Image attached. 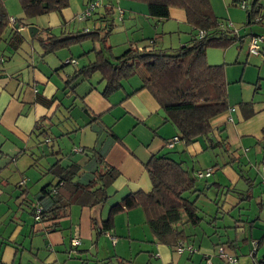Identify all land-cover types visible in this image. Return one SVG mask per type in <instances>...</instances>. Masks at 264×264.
<instances>
[{
  "label": "trees",
  "instance_id": "1",
  "mask_svg": "<svg viewBox=\"0 0 264 264\" xmlns=\"http://www.w3.org/2000/svg\"><path fill=\"white\" fill-rule=\"evenodd\" d=\"M94 1L90 0L87 6ZM132 1L145 2L148 5L147 15L149 19L155 22V25L164 24L171 20L172 8L183 10L185 23L189 26L190 40L178 49L172 50L173 52L169 51L170 49H156L151 45L142 48L130 46L124 54L115 57L112 54V47H108L106 43L108 36L115 27V13L121 15V11H124L119 7L120 0L99 1L100 5L89 19L93 20L94 17H97L96 21L99 20L104 25L95 26L86 31L69 32L63 30L67 22L62 15L63 11L70 7L69 0H19L24 14L22 17L11 13L6 2L0 0V79L7 76L3 66L5 61L12 59L23 49L25 44L26 36L23 31L27 25L24 23L23 17L29 18L57 13L62 17L60 30L54 31L53 28L48 27L39 30L33 38H30L39 41L42 59L49 54L57 53L63 47L82 44L88 39L101 44L100 48H94L81 56L91 52L95 55L94 60L90 61L89 64L73 72L66 82L67 87H70L80 78L90 81V78L98 73L100 74V84L105 83L102 93L108 96L122 89L124 82L136 77L140 80V86L134 89L129 96L140 90L150 92L159 105L165 122L173 125L176 130L177 135L167 140L166 145L169 149L174 148L178 143H183L185 146L201 143L203 151L220 149L224 154H228L230 156L228 165L239 164L235 155L236 151L229 148L228 138L223 135L225 130L215 129L212 125L213 118L223 115L227 111H233L234 107L231 108L229 104V84L226 78L225 65H210L207 61V50L209 48L225 49L235 43L241 46L247 37L252 40H263L261 42L264 43L263 2L261 0H228V6L238 7L247 13L248 22L243 27V30L246 31L244 36L235 30L229 19L217 15L213 0ZM124 18L121 15V20ZM105 51H110L111 55L108 52L105 54ZM24 59L27 60L28 58L25 57ZM67 64L73 63L70 61ZM58 100L57 96L52 97L50 103L46 102L42 96L36 98L37 102L43 103L50 109ZM76 108L90 116V123H79L71 115L62 116V111L55 113L48 121V129L55 128L60 133L53 136L47 132L48 130L44 126L38 124L37 129L41 131L38 134L39 144L49 142L51 144L49 147H52L53 144L59 143L58 140L62 136H71L83 127L91 126L93 122L99 121V118L95 117L85 105H78L73 102L67 106V111L70 112ZM45 120L42 119L43 122ZM262 133L264 136V128ZM110 137L117 139L113 134H110ZM170 145L174 146L170 147ZM81 151L86 154V160L83 162H81L82 159L80 160L75 156L74 152L70 151L63 154L62 149H60L59 153H56L61 156L48 167L46 172V174L53 176L55 182L45 185L40 190L37 194L39 205L31 208V214L37 223L48 224V232L60 231L61 221L69 215L73 205L94 208L104 206L111 198L109 191L119 178V171L105 161V154L100 152L97 146ZM172 153L171 150H168L165 153L154 154L150 158L145 169L151 180V189L149 191L131 192L125 195L119 203L111 206L107 218L102 223V231L114 230L117 215L141 207L157 243L176 252H178L179 247L186 248L180 254L198 252L196 247L191 244L194 243V239L191 238L192 235L187 232L186 228H197L205 221V218L200 215L201 209L198 207L197 201L201 195L206 194L214 169L202 170L194 166L190 169L186 166V159L181 157L176 160L171 156ZM182 153L185 154L186 151L183 150ZM234 157L236 159H231ZM208 171H210V176L199 177L200 174L205 175ZM240 172L239 175L250 187L241 195L252 193L255 188V180L253 181L248 174L244 176L243 173L246 171ZM203 182L204 184H201ZM216 185L218 184L213 183L212 187ZM261 185L264 187L263 184ZM217 188L222 190L224 187L221 188L218 185ZM229 193L231 191L223 192V195ZM216 206L219 210L220 204H216ZM38 209H40V215L37 220ZM213 220L217 221L218 216L215 215ZM213 220H208V224L214 222ZM238 228V226H233L224 230ZM215 234L220 239L224 236L220 231L215 232ZM250 239L245 237L242 245L248 244ZM254 241L258 243L257 249L254 250L252 240L250 251L247 253L250 261L247 260L246 264H264V254L260 256L258 251L260 245L263 244L264 236L260 241ZM214 247L213 260L209 253L203 254L207 264L208 260L215 264L214 259L225 264H239L237 252L240 251V246L236 239L228 238ZM70 249L68 251L70 259H79L82 262L87 259L86 257L85 259L72 257V254L77 253V250ZM220 249H223L227 254L228 250L234 252V255L230 253L228 255H231L235 261L230 262L226 258H221ZM81 255H83L82 252ZM112 258L115 259V262L112 261ZM100 262L102 264L108 262L110 264H132V261L119 257L98 260L94 264H100Z\"/></svg>",
  "mask_w": 264,
  "mask_h": 264
},
{
  "label": "crops",
  "instance_id": "2",
  "mask_svg": "<svg viewBox=\"0 0 264 264\" xmlns=\"http://www.w3.org/2000/svg\"><path fill=\"white\" fill-rule=\"evenodd\" d=\"M89 1L90 0H86L85 4L87 5ZM173 10L175 11H173L174 13L172 12L171 15H175H172V18L183 20V22H185V13L180 9ZM65 11L62 13L63 18L67 22L63 28L65 32L79 30L86 31L89 29L87 27H77L75 24V17L78 14ZM144 16L149 19L147 13H145ZM93 20L92 27L99 26L98 22H96L95 19ZM51 21V28H59L62 24V17L57 13H53L51 14ZM158 25L161 24H156L155 26ZM156 39L157 38H153V40L147 45L156 48L155 46L158 42ZM127 47L128 46L124 47L119 53H121V55L124 54L128 50L126 49ZM87 52L89 51H84L83 54ZM94 56L95 55L92 53L85 55L86 61H84L85 64L83 66L94 60ZM72 58L74 57H70L66 61ZM59 59H61V57H59ZM76 60L78 61L77 65H75L72 60H69L67 63L71 61L73 64L70 65H73V68L80 66L81 61L78 59ZM44 62L45 58L42 60V63ZM40 64L41 63H39V65ZM29 65L31 66L30 63L27 64L26 59L21 61L19 58V64L16 68H7L5 66L7 76L0 79V131L5 132V140L10 141L12 146L11 151L0 150V154L4 155V157H8L11 156L12 151L17 150V147H22L17 150L16 156L12 158V161H14L16 165V174L12 175L11 171L8 170H6V174H0V233L3 231L4 224L7 222L6 218H12L10 222L12 228L9 227L10 225H6L5 227L7 228L4 231L5 234L0 235V264H16L17 260H19L18 264H51L49 262L51 258L53 260L56 258L55 261H59L58 259L64 254L68 256V251L71 250L70 248L77 250V253L74 252V254H72V257L74 258L83 257L85 259V257H95L93 256V253L95 252L98 254V257H100V243L102 242V238L105 239V243L109 242V239L112 240V238H116L113 235L111 236L110 232L102 231V223L108 216V209H106L107 204L112 201L110 204L113 206V204L119 203L125 195L131 192L149 191L151 189V180L145 169L146 163L154 154H161L168 151L169 148L166 145L167 140L177 135L176 130L173 125L165 122L159 105L148 90H140L136 94L129 96L134 89H137L140 86V80L136 77L124 82L122 89L106 96L102 93L105 83H101L100 85H102V87L100 88V85L98 86L97 84H94L92 80L93 76L90 78V81H85L80 78L70 87H67L66 82L76 69L68 71L64 69L66 64L64 63L63 65H60L58 61L53 63L47 62V65L42 66L41 69L38 64L33 61V68L37 67L38 72L37 74H34L33 79L24 80L23 70L28 68ZM225 71L227 78V75H229V69L227 70L226 64ZM55 75L61 76V79L59 78V80L63 81L62 87L64 86V95L72 100L71 103L75 102L78 105L87 106L91 113L99 118V121L93 122L91 126L83 127L71 136H62L58 140L59 143L57 147H55L56 144L49 147L51 145L49 142H46V144H39L38 134H40L41 131L37 129V126L38 124L44 126V128L48 130L47 132H50L53 136L58 135L60 132L55 128L51 130L48 129V121H50L55 113H60L62 111V116L71 115L79 123L83 124L90 123L91 121L90 116L83 113L78 108L68 112V105H63L62 100L55 102L51 109L47 108L43 103L36 101L38 96H42L46 102L50 103L52 97L58 95L61 88L53 81ZM40 86H44V91L41 92L39 90ZM255 86L256 88L252 90L253 94L251 91L249 93L246 92L240 102L231 103L229 100L231 108L234 107L236 113L232 114V110L227 111V113L217 116L212 120V125L215 129L225 130L223 135L228 138L230 149L236 152L243 150L244 155H251L252 153L251 160L248 159L247 162H255L254 167L257 172L256 176L258 175V177L254 179L251 177L252 169L246 171L247 173L245 172V174H248L253 181L255 180V188L252 193L250 192V194L245 193L244 195H241V193L249 190V186L244 190L237 189V183L238 180L241 179V176L236 173L241 171L240 164L234 163V165H228L227 162L223 166V163L220 165L219 162L213 161L215 165L202 167L205 164L201 161L198 163V166L202 170L214 169L213 176L211 177L215 178L213 183H217L221 188L224 187L220 190V188H217L218 185H216L217 187H212V183V188H208L209 190L216 189L219 193L222 192V194L227 191H231V193L233 192V196L228 195L227 198L230 197L232 200L239 203L238 206H235L237 208L241 205L240 201L243 202L246 200L249 202V209H251V211L252 209L256 211V214L253 217L252 215H248L247 221H244V224L251 223L252 228L255 227L257 221L260 222L264 220V187L261 185L263 166L260 165L264 154V136L262 133L264 128V90L263 85L259 82ZM58 97L60 96H57V98ZM78 113L80 114L79 117H77ZM42 119H46L45 122H43ZM169 126H173L171 127L172 129H170ZM44 128L42 127L43 130ZM110 134L116 136L117 139H114V137L111 139ZM32 139L35 140L33 148L29 147L27 149L28 143ZM252 144L260 149L253 150L251 147L253 146ZM177 145H180L182 150L184 149L186 151L184 156H187V159L190 157H192V159H197L199 155H203L205 152L203 151V145L201 143H195L189 146H185L183 143H178ZM235 145H241L242 148L237 147L234 149L233 146ZM95 146L98 147L100 152L105 154V161L110 166L115 167L120 173L119 178L110 188L109 192L111 198L104 206L94 208L73 205L69 211V215L61 221L60 231L48 232V224L37 223L31 214V208L39 205L37 194L41 189L38 190L37 194H33V187L29 184L30 179L28 178L27 171L36 168V161L39 153L42 154V159H46L48 166L56 162V159L61 156L60 154H56L59 153L60 149H62L63 154L70 151L74 152L75 156L80 160L82 159L81 162H83L86 160V154H83L81 150L86 148L93 149ZM31 149H33V153L31 152ZM221 152L223 153L222 150ZM55 154L56 156H54ZM22 155L29 159V163H26L25 167L20 168L17 166V161ZM227 156L229 159L230 156L228 154ZM231 159H235V157ZM229 168H232V170ZM41 169L40 166L38 170ZM223 175L227 178L223 179ZM11 179H13L14 183L11 182ZM24 179L27 181L26 184H22L21 187H18L17 184H21ZM41 180L42 179L40 178L38 181L41 182ZM244 183H246L245 180ZM239 195L241 196L239 197ZM12 200H14V206L11 205ZM13 210L16 212L14 215ZM141 210V207H137L125 212V214H130V217H133L134 220L143 223V225L146 224L149 228L146 221V215L144 221ZM240 211L243 210L240 209ZM25 214L30 216L32 220L25 217ZM121 214L115 217L114 229H117V231L121 228L119 225ZM240 219L241 216H239V220ZM240 222L242 221L240 220ZM133 226L136 225L133 223L128 224V236L132 240L137 239L140 241L138 235L131 234ZM238 227V229H234L237 233L242 229L240 226ZM142 228L145 230V227ZM76 231L81 239V245L79 247H73L71 245L72 240L75 238ZM221 233L223 235L222 231ZM226 234L229 235L230 239H233L228 231ZM215 236L217 235L215 234ZM217 237L219 238V236ZM148 238H150V234L147 231L145 232L144 239ZM244 238L241 240H239L237 236L234 238L240 246L239 250H242V242ZM261 238L252 236L248 244H245L244 246L246 247L247 245H250L252 240L260 241ZM222 241L224 240L220 239L218 243H213V246L222 243ZM148 242L154 243L158 248V251L154 253V258L156 260L164 258L163 264L172 263L170 262L171 249L165 245L157 243L153 234L152 240H149ZM117 244L118 239L116 238L114 245ZM129 244L132 249L133 243L130 242ZM59 245H64V251L61 252V254L57 252L55 253L56 248ZM250 247L251 245L247 248L250 250ZM259 250L260 247L258 248V251ZM81 252L83 255H81ZM213 252L214 250L211 249L208 252H204L199 248L198 253L211 254ZM191 256L192 254H190V257ZM110 257L119 256L114 254L103 256L102 259H108ZM119 258L128 261V259L122 256ZM71 260L76 259L71 258ZM76 261L80 260L78 259ZM112 261L115 262V259L112 258Z\"/></svg>",
  "mask_w": 264,
  "mask_h": 264
},
{
  "label": "rangeland",
  "instance_id": "3",
  "mask_svg": "<svg viewBox=\"0 0 264 264\" xmlns=\"http://www.w3.org/2000/svg\"><path fill=\"white\" fill-rule=\"evenodd\" d=\"M4 1L6 2V6L11 13L17 14L18 16L21 17L24 16L19 0H4ZM69 1H70V7L68 9H65L66 10V11L64 10L65 12L82 14L85 8L87 7V5L85 4L86 0H69ZM261 2H263L264 4V0H261ZM213 5H214V10L219 17H224L229 19V21L232 22L235 30L239 31L241 35L245 36L246 31L243 30V27L248 22V18H247V13L244 10L238 7L228 6V0H213ZM119 7H121L120 9L125 11V12L121 11V13H124L123 16L125 17V20H121V15L115 13V21H114L115 27L113 28L112 33L108 36L106 43L108 47H112L111 50L113 56L121 55V53L119 52L122 51L123 48L126 46H128L126 49H129L130 46H134L137 48L145 47L147 44L151 42V40H153V38H157L156 40H158L155 46L156 49H170L169 51L171 52H173L172 50L178 49L180 46H182L184 43L190 40V34L188 33L189 26L185 22H183V20L172 18L171 20L165 22L164 24L155 26V22L152 19L149 20L144 16V14L147 13L148 11V5L145 2L143 3L132 0H120ZM173 9L175 8H172L171 10L172 12L175 11ZM51 14L40 15L29 18L23 17L24 23L27 25V27L23 31V34L26 36V41L25 44L23 45V49L19 53H17L12 59L9 60L7 59L3 64V66L4 67L6 66L7 68L10 67L16 68L19 64V58L21 59V61H23V59L27 57L28 58L27 64L30 63L31 66L29 65L28 68H25V70H23L24 80L33 79L34 74H37L38 72L37 67L33 68V61H35V63L38 64L40 69L42 66L47 65V62L53 63L55 61H58L60 65L61 64L63 65L64 63L66 64L64 69L68 71H73L74 69H79L83 67V65L85 64L84 63V61H86L85 56L81 57L82 56L81 54H83L84 51H91L94 48H100L101 44L99 42L93 41L92 39H88L87 41H84L82 44H75L71 47H63V49L57 51V53L47 55L45 57V62L42 63L43 59L40 56L41 53L40 43L37 40L30 39L27 28L29 26H35L39 30H43L48 27L51 28L52 26ZM93 19L96 20L97 17H94ZM96 22H98L99 25L98 27H100V25H104L99 20ZM75 24L77 27L80 28L87 27L89 29H93L92 27L93 23L91 19L85 20L76 16ZM57 30H60V27L54 29V31ZM245 39L246 40H244L243 44H241V48L238 43H235L225 49L209 48L207 50V61L210 65L226 64L227 70L229 69V75H227V81L229 82V100L231 103L240 102L243 96H245L246 92L248 93L250 91L252 92V90L256 88L255 85H257L258 82L263 85V90H264V43L263 42L258 43V50H257L258 52L255 53L251 49L252 39L248 37ZM107 52L108 51H105V54H107ZM6 53L8 54V51ZM108 54L111 55L110 51L108 52ZM59 57H61V59H59ZM70 57H74L80 60L81 61L80 66L73 68V65L67 64L69 60H72L75 63V65L78 64V61L74 58L66 61ZM39 63L41 64L39 65ZM59 78L61 79L60 75L59 76L55 75L53 77V81L57 83V85H59L61 88L57 96H60L58 98L59 100H62L63 105H70L72 100L67 98L66 95H64L63 92L64 86L62 87L63 81L59 80ZM92 80L94 84H97L99 86L100 74L96 73L92 77ZM101 87L102 85H100V88ZM43 89L44 86L39 87V90L41 92L44 91ZM44 109L47 110L46 108ZM233 113H236L235 109H233L232 114ZM79 115L80 114L78 113L77 117H79ZM169 127L170 129H172L171 127L173 126H169ZM5 136H6L5 132L0 131V150L11 151L12 150L11 143L10 141L5 140ZM34 143L35 140L32 139L28 143L27 149L29 147L33 148ZM57 146L58 143H56L55 147ZM175 147L176 148L168 149L173 152L171 156L176 160H179L181 157L186 159V166L190 167V169L193 168L192 166H194L195 168H200L198 166V163L200 161L205 164L202 167L207 165H215L213 161L219 162L220 165L223 163L224 166L229 161L227 154L222 153L220 149L214 150L216 152L205 151L204 154L199 155L197 159H192V157L187 159L188 157L184 156L185 154L182 153L184 149L182 150V147L180 145H177ZM237 147L242 148L241 145L233 146L234 149H236ZM251 147L253 150L260 149L259 147L254 145ZM20 148L22 147H17V150ZM17 150L12 151L11 156L8 157L6 156L4 157V155L0 154V174L1 173L6 174L7 173L6 170L11 171L12 175L16 174V165L15 162L12 161V158L16 156ZM31 152L33 153V149H31ZM243 153H244L243 150L236 152V158L240 164L241 172L250 171V169H252L251 177L253 179L258 177V175L256 176L257 172L254 167L255 162L254 161L251 163L247 162L248 159L251 160L252 153L251 155H246V154L244 155ZM28 155L30 156L29 153ZM41 156L42 154L39 153L38 157ZM38 157H37L36 168H34L33 170L29 169L27 171L28 178L30 179L29 184L31 187H33L34 195L37 194L38 190L42 189V187H44L45 185L51 182L52 183L55 182L53 176L46 174L47 169L49 167L48 163L46 162V159H42ZM26 163H29V159L26 156L22 155L17 161V166L23 168L25 167ZM40 166L42 169L38 170ZM229 169L232 170V168ZM236 174L239 175L238 172ZM243 175L247 176L245 173H243ZM40 178L42 179L41 182L38 181ZM226 178H227L226 176L223 177V179ZM214 179H215L214 177L211 178L209 180V183L212 184ZM11 182L14 183L13 179H11ZM26 182H27L26 179H24L22 183L21 184L19 183L20 185L17 184V186L21 187V185L22 184L25 185ZM201 184H204V182ZM247 188H248V184L244 183V178L239 179L237 183V189L244 190ZM209 189L206 191V194L201 195L199 200L197 201V205L201 209L200 215L203 218H205V221H203L201 226L197 228L189 227L188 229H186L187 232L190 235H192L191 238L194 239V243L191 244L196 247L198 252H199V248L204 252L205 251L208 252L210 249L214 250L213 243L214 244L218 243L220 240V238L215 236V232L217 231L223 232L224 236L222 237V240L224 241L229 238V235L226 234L227 231L229 232L230 236L233 239L235 238V236H237L239 240H241L244 237L252 238L253 236V237L261 238L262 236H264L263 235L264 220L260 222L257 221L255 227L253 228L251 227V223L244 224V221H247L248 215L250 216L252 215L253 217L256 214V211H254L253 209L251 211V209H249L248 201L246 200H244L243 202L240 201L241 205L240 207L237 208L235 206H238L239 203L232 200L230 197L227 198L228 195L233 196L232 193L223 195L222 192L219 193L216 189H212V190ZM193 198L195 197L193 196ZM111 202L112 201H110L106 206V209H108L107 213H109V210L112 206V204H110ZM216 204H220L219 210ZM11 205L12 206L15 205L14 200L11 201ZM239 208L243 211H240ZM141 209H142L141 210L142 218L145 221V212L143 208ZM14 214H16V212H14L13 210V215ZM215 215L218 216L217 221L213 220ZM239 216H241L240 220L242 222H240ZM25 217H28L29 220H32L31 217L26 214ZM11 220H12L11 217H9L8 219L6 218L7 222L4 225L9 226ZM208 220L209 221L213 220L214 222L208 224L209 222ZM129 223L130 224L133 223L136 225L132 227L131 234L138 235L140 241H138L137 239L132 240L129 238L127 233ZM119 225L121 228H119L118 231L117 229L110 231L111 235H113L118 239V244L114 245V242H116V238H112L113 241L109 239V242L107 243H105L104 242L105 239L102 238V242L100 243L101 244L100 257H98V254L95 252L93 253V256L95 257L87 258L84 262H80L76 260H71L70 257L64 254L60 259H58L59 261H55L56 258L54 260L51 258L49 262L51 264H94L98 260H105L102 259L103 256H110L116 254L119 257L122 256L128 260L130 259L129 261H132V264H163L164 258L157 260L154 258V253L158 251V248L154 243L148 242L149 240H152V233L146 224L143 225V223H140L134 220L133 217H130V214L123 213L120 216ZM237 225L242 228L241 231H239L238 233L235 232V230H231V229H228L226 232L224 230L227 227L229 228ZM5 226L3 227V231H1L0 235L5 234L4 231L7 228ZM9 227L12 228V225H10ZM142 227H145V230H143ZM147 231L150 234V238L144 239L145 232ZM130 242L133 243L132 249L130 248V244H129ZM262 243L263 244L260 245V250H259L260 256H263L264 254V241ZM186 245L188 246L189 244ZM250 245H247L246 247L242 245V250L237 252L239 256V264H246L247 260H249L248 255L245 254L249 253L250 250L247 247ZM63 246L62 245L57 246L56 251L54 249L55 253L57 252L61 254V252L64 251ZM198 252L192 254L191 256L192 258H191L189 252L180 254L175 250H173L172 252H170V256H171L170 262L174 264H207L206 260L204 259L203 253H198ZM229 253L231 255H234V252L230 250H228V254ZM210 255L212 256L211 259L213 260L214 252L211 253ZM18 263L19 260H17L16 264ZM214 263L225 264L223 262H220L218 259H214ZM100 264L102 263L100 262ZM107 264H110V262H108Z\"/></svg>",
  "mask_w": 264,
  "mask_h": 264
},
{
  "label": "built area",
  "instance_id": "4",
  "mask_svg": "<svg viewBox=\"0 0 264 264\" xmlns=\"http://www.w3.org/2000/svg\"><path fill=\"white\" fill-rule=\"evenodd\" d=\"M100 0H95L94 2H91V4L89 6H87L86 10L79 16L81 19H89L93 13L95 12L96 8L100 5L99 3ZM123 15V13L121 14ZM18 28V27H17ZM21 30H24V28H21ZM263 40H257V39H253L252 40V45H251V49L257 53L258 51V43L261 42ZM174 145H170V147H173ZM261 164L263 165V176H262V184L264 185V154H263V158H262V162ZM208 177L210 176V171H208L205 175L203 174H200L199 177ZM39 215H40V209L37 210V220L39 219ZM81 241H80V238L77 234V231L75 232V238L72 240V246H78L80 245ZM252 245L254 246V250L257 249V246H258V243L256 241H253ZM190 248V247H189ZM187 248V249H189ZM186 250V248H182V247H179L178 248V252L179 253H183L184 251ZM191 250V249H190ZM220 257L221 258H226L228 259L230 262H234V258L231 256V255H228L227 253H225L223 251V249H220ZM208 264H212V262L210 260H208Z\"/></svg>",
  "mask_w": 264,
  "mask_h": 264
},
{
  "label": "water",
  "instance_id": "5",
  "mask_svg": "<svg viewBox=\"0 0 264 264\" xmlns=\"http://www.w3.org/2000/svg\"><path fill=\"white\" fill-rule=\"evenodd\" d=\"M28 32H29V37L33 38L39 32V29L35 26H29ZM210 187H211V184L208 186V188Z\"/></svg>",
  "mask_w": 264,
  "mask_h": 264
},
{
  "label": "clouds",
  "instance_id": "6",
  "mask_svg": "<svg viewBox=\"0 0 264 264\" xmlns=\"http://www.w3.org/2000/svg\"><path fill=\"white\" fill-rule=\"evenodd\" d=\"M28 29V28H27Z\"/></svg>",
  "mask_w": 264,
  "mask_h": 264
}]
</instances>
